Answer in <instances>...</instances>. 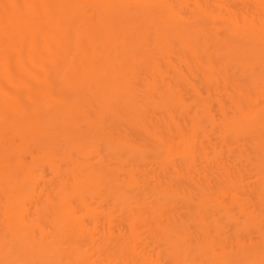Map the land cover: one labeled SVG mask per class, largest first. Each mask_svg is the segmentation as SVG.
I'll return each mask as SVG.
<instances>
[{
  "label": "bare ground",
  "instance_id": "obj_1",
  "mask_svg": "<svg viewBox=\"0 0 264 264\" xmlns=\"http://www.w3.org/2000/svg\"><path fill=\"white\" fill-rule=\"evenodd\" d=\"M0 264H264V0H0Z\"/></svg>",
  "mask_w": 264,
  "mask_h": 264
}]
</instances>
